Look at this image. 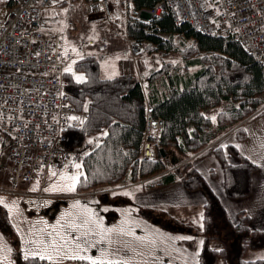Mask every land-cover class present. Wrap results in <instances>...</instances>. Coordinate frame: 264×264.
Returning a JSON list of instances; mask_svg holds the SVG:
<instances>
[{"label":"trees","instance_id":"trees-1","mask_svg":"<svg viewBox=\"0 0 264 264\" xmlns=\"http://www.w3.org/2000/svg\"><path fill=\"white\" fill-rule=\"evenodd\" d=\"M155 1L131 0L130 8L134 12ZM11 2L5 0L4 4L9 6ZM127 32L142 49L168 56L159 68L147 74L143 84L129 73L102 77L99 59L92 55L71 62L73 71L83 72L86 80H77L72 73L64 72L71 103L86 113L82 127L67 130V144L80 145L91 135L103 133L82 159L78 190L118 183L126 176L148 177L150 186L180 178L185 188L201 189L206 196L203 219L209 234L205 235L199 264H215L219 256L227 264H264L263 257H241L247 248L264 245V230L251 227L244 211H239L236 221L231 222L188 159L208 151L207 146L228 130L244 137L240 123L260 113L264 106V66L232 35L195 31L186 23H175L167 11L151 21L129 23ZM146 103L151 105L152 115L163 122L152 158L141 154ZM211 109L216 111L215 121L209 115ZM227 149L239 159L238 163L229 162L221 146L214 147L223 165L224 191L232 198L245 197L257 165L233 145ZM177 163L183 164L185 175L178 173L181 166ZM222 228L231 240L229 248H212L209 239L219 237ZM20 262L54 264L51 260L25 256ZM76 264L91 263L78 259Z\"/></svg>","mask_w":264,"mask_h":264},{"label":"rangeland","instance_id":"rangeland-1","mask_svg":"<svg viewBox=\"0 0 264 264\" xmlns=\"http://www.w3.org/2000/svg\"><path fill=\"white\" fill-rule=\"evenodd\" d=\"M4 1L0 0V11H4ZM86 1L66 0L55 5L49 12L51 14H48L47 28L51 32H58V35L69 46L68 48L72 50L74 47L75 52L81 51L83 53L86 51L88 54H96L97 49L91 47L92 44L89 41L97 42L101 53L95 56L99 59L102 77L115 75L122 72V69L128 71V68L123 64V58H126L125 53H122L119 48L110 50L108 44L112 38L118 39L126 45V53H130L126 43V37H129L126 25L131 23L128 21L129 13L126 16L121 5L114 3L113 14L110 18L105 19L96 14L88 13ZM61 9H67V11H61ZM128 58L134 66L133 75L143 84L140 75L137 73L143 72V75H146L152 70H156L164 59H168V56L163 57L160 53L142 49L135 58L129 54ZM169 58L172 59L173 57L169 56ZM113 72L115 74H112ZM215 109L208 111L210 116L215 115ZM102 135L103 133L91 135L90 142L93 141L91 145L94 146V140ZM144 140L145 135L143 146ZM157 142L158 139L152 148L153 156L156 152ZM1 151L0 146V153ZM84 156L82 154L81 159L77 161L80 165H82ZM181 165L183 164L177 163V166ZM61 170L63 169H51V172L49 171L44 191L50 193L51 196L42 197V206L35 207L33 205L36 209H30L32 199L30 197L5 195V206L11 215L0 216L1 225L5 226L9 232H11V228L14 229L15 227L19 234H8L5 238L0 236V246H2L0 248L11 246L25 256V248L36 249L34 241L37 238L51 239L48 232L57 231V229L45 227V222L51 226L60 218V230L72 238L67 241L70 247L75 248L74 240L76 243L84 245L88 255H99L101 249L106 252L107 258L96 261V264L116 262L124 264V260L121 258L128 259L129 264H160L169 261L171 264H196V260L199 261L205 235L209 234V231L204 228V209L200 202V190L179 196L176 185H171L172 187L157 186L142 191L139 190L140 187L118 188L126 183L143 179V183L146 182L147 184L149 179L148 177L132 178L131 176H126L123 181L118 183L102 184V186H93L82 191L78 190L77 184L72 191L46 190L54 182L61 183L59 180ZM177 170L180 175L186 174L182 166ZM76 171L77 169L73 166L71 172H65ZM79 171L81 173V167ZM1 179L3 180L4 176L0 177ZM31 186L34 188L37 183L33 182ZM125 190L132 194L128 195ZM19 198L24 199L23 206L30 215H25L21 210H17ZM75 201H79L80 204H75ZM8 205H13V207L9 208ZM88 209L92 210V215L105 228L115 225L116 229L123 227L124 231L113 229L105 232L104 238L101 239L97 224L88 217ZM62 212L65 213L64 216H61ZM69 221H74L77 227H71ZM85 221H87L86 225ZM226 234L227 231L222 228L219 237L209 239V245L212 248H229V241L231 242V240ZM173 237L179 238L173 239ZM187 237H191V239ZM57 239L59 238L57 237ZM197 248H199V252H197ZM81 251L83 252V249ZM63 253L51 261L54 264H76L79 259H72L71 253H68L67 249H64ZM193 254H195V259ZM241 257L244 259L264 258V245L247 248L242 251ZM89 262L92 264L91 261ZM215 264L227 263L224 258L219 256Z\"/></svg>","mask_w":264,"mask_h":264},{"label":"built area","instance_id":"built-area-1","mask_svg":"<svg viewBox=\"0 0 264 264\" xmlns=\"http://www.w3.org/2000/svg\"><path fill=\"white\" fill-rule=\"evenodd\" d=\"M0 11V145L11 186L0 191L33 195L38 200L51 169L71 170L72 161L91 149L93 143L67 144V130L82 127L86 113L78 110L66 91L64 69L73 55L65 49L58 32L44 33L43 11L62 0H11ZM124 8L130 0H115ZM88 13L108 19L112 0H87ZM103 5V7H101ZM167 11L175 23H186L206 34L232 35L264 66V0H156L137 9L130 21L153 20ZM134 57L140 44L128 38ZM78 116L82 120H71ZM55 117V119H53ZM163 127L146 106L143 155L152 157V148ZM101 138V137H100ZM100 138L94 140L96 143ZM37 183L35 192L19 185Z\"/></svg>","mask_w":264,"mask_h":264},{"label":"crops","instance_id":"crops-1","mask_svg":"<svg viewBox=\"0 0 264 264\" xmlns=\"http://www.w3.org/2000/svg\"><path fill=\"white\" fill-rule=\"evenodd\" d=\"M53 8V7H52ZM52 8H47L43 11V15L45 18V24L47 25L46 21L48 20V14ZM51 14V13H50ZM49 14V15H50ZM45 34H50L49 28H44ZM100 32V31H99ZM101 33V32H100ZM62 38V37H61ZM63 46L69 47L66 45V42L62 39ZM89 43L92 44L91 47H95L96 54H88L86 51L81 53L79 52V57L82 56H88L92 55L95 56L100 52V46L97 42L89 41ZM125 44L118 39L112 38L111 41H109L108 48L121 49L122 53H125L126 58H123V64L128 68V71L118 72L115 75H110L107 77H113L118 76L122 73H129L134 74V66L130 63V60L128 58V54L125 50ZM102 47V46H101ZM106 47V46H105ZM75 52V54H78ZM130 55V54H129ZM77 58V55L75 56ZM97 58V56H95ZM125 67V68H126ZM137 74L140 75V79H142L143 83L147 76L143 75V72H138ZM142 76V78H141ZM142 83V82H141ZM243 129H244V137L240 138L235 130H228L227 132L220 135L218 138H216L213 141L212 148L208 151L200 154H196L190 157L189 161L191 165L196 169V171L201 175V177L205 180V182L209 185V187L214 192L216 198L218 199L219 203L222 205V207L225 209V212L231 222H235L237 219V214L239 211H244L248 214L249 217V223L250 226L253 228L264 230V106L262 108V111L260 113L254 114L250 117H248L246 120H244L242 123ZM233 145L239 153H241L243 156L251 160L257 165V169L251 173L250 177V192L247 196L241 197V198H232L226 195L224 188H223V165L221 162V159L216 155L214 152V147L221 146L224 151L225 158L231 162V163H238L239 159L229 150L227 149L228 145ZM1 146V145H0ZM2 150V148H1ZM3 151L0 153V162H3ZM0 174L4 176V179L0 180V187H8L11 186V182L8 180V171L7 169L3 172L0 171ZM2 176H0L2 178ZM143 180L140 181H132L129 184L126 183L123 186H119L118 188H126V187H137L139 186V190H146V189H152L153 187H172L171 185H176V189H178V194L180 195H188L187 193H191L193 191H199L200 190V202L203 204L204 209V202H205V193L201 189H193L189 190L185 188L182 184V181L180 178L175 179L172 182L166 183V184H160L155 186H150L146 184ZM129 182V181H126ZM21 189H25V185L19 186ZM35 188V187H34ZM32 186H28V189L33 190ZM116 189V188H115ZM5 195H12V196H25L30 197L31 203H30V209H36L35 207L42 206L43 200L40 198L38 201L33 196H28L26 194H14L9 192H3L0 191V197H2V201H0V216H7L11 215L9 213L8 208L5 206ZM45 197V196H43ZM23 200L19 198V206L17 210H21L25 215L28 214L27 210L23 206ZM34 205V206H33ZM5 206V208H4ZM18 212V211H17ZM31 212V211H30ZM16 215V212H15ZM2 222H0V236L5 238L8 234H19L16 228H11V232L7 230L5 226L1 225ZM8 248H11V251H7ZM6 248H0V251L3 252L5 259L0 260V264H8L9 261L13 263L20 264V257H23L21 253H18L16 250L10 247Z\"/></svg>","mask_w":264,"mask_h":264},{"label":"snow or ice","instance_id":"snow-or-ice-1","mask_svg":"<svg viewBox=\"0 0 264 264\" xmlns=\"http://www.w3.org/2000/svg\"><path fill=\"white\" fill-rule=\"evenodd\" d=\"M53 3H56V0H52ZM101 7H103V5H101ZM61 11H67V9H61ZM54 14V13H53ZM74 52L76 51V49L73 47L72 49ZM77 59H79V54H77ZM173 63H175V61H173ZM65 72H69L72 73V75L75 77V79L77 80H86L87 77L85 76V74L83 72H74L73 68H72V63L69 62L68 66L64 69ZM112 74H115V72H113ZM87 103V102H86ZM53 119H55V117H53ZM82 120L83 118L78 117V116H71L69 117V122L71 120ZM212 119L215 121L216 117L213 116ZM89 139H91V137H89ZM84 155H87V153H84ZM256 162V161H254ZM73 166L77 169L76 172H65L63 170H61L60 173V177L59 180L61 181V183H56L54 182L52 185L49 186L48 191H56L58 189H62L65 191H72L75 189V186L77 184L78 178L81 176V173L79 171L81 165L73 160L72 161ZM49 171L51 172V166H49ZM139 187V186H137ZM127 192V190H125ZM128 195H131V192H127ZM2 197H0V201H2ZM75 204L79 205L80 202L79 201H75ZM9 208L13 207V205H8ZM88 213V217L93 220V222H95L99 228V232H100V238L103 239L104 238V233L108 232V231H112L113 229H116V226H110L108 228H105L104 225L97 220L93 215H92V210L88 209L87 210ZM65 213H61V216H64ZM42 219V218H41ZM87 224V221H85V225ZM69 225L73 228H76L77 225L74 221H69ZM84 226V225H82ZM45 227H51L54 229H57V231L55 232H48V236L51 237V239H44L43 237L37 238L34 243L36 245V249H30V248H25L24 249V255L25 257H39L40 259H47V260H52L54 259V257L56 256H60L63 255V250L67 249L68 253H71V258L72 259H76L79 258L81 260H86V261H91L92 264H96V261L101 260V259H106L107 258V254L106 252L101 249V253L99 255H88L86 254L87 250L84 247V245L76 243L73 240V243L75 244V248H72L69 246L68 244V240H71L72 238L68 237L66 233L62 232L60 230L61 226H60V218L57 219V222L51 226H48L45 222ZM91 230V229H90ZM118 231H124V228L121 227L119 229H116ZM129 231H131L129 229ZM87 234V233H85ZM77 235H79V233H77ZM57 237L59 239H57ZM179 237H173V239H178ZM188 239H191V237H187ZM145 239H147V237H145ZM2 247V246H0ZM83 249V252L81 251ZM7 251H11V248H8ZM217 251H219V249H217ZM197 252H199V248H197ZM193 258L195 259V254H193ZM5 259V256L3 254L2 251H0V260ZM124 264H129L128 259H124ZM8 264H12L11 261L8 262ZM168 264H171V261L168 262ZM196 264H199V261L196 260Z\"/></svg>","mask_w":264,"mask_h":264},{"label":"bare ground","instance_id":"bare-ground-1","mask_svg":"<svg viewBox=\"0 0 264 264\" xmlns=\"http://www.w3.org/2000/svg\"><path fill=\"white\" fill-rule=\"evenodd\" d=\"M129 18V17H128ZM127 21V20H126ZM114 23V22H113Z\"/></svg>","mask_w":264,"mask_h":264}]
</instances>
